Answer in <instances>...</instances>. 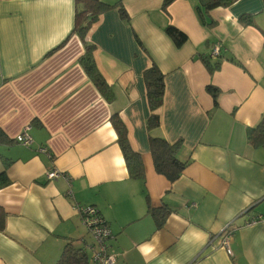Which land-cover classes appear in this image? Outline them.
I'll list each match as a JSON object with an SVG mask.
<instances>
[{
  "label": "crops",
  "instance_id": "obj_1",
  "mask_svg": "<svg viewBox=\"0 0 264 264\" xmlns=\"http://www.w3.org/2000/svg\"><path fill=\"white\" fill-rule=\"evenodd\" d=\"M102 1L126 12L105 10L85 35L109 102L78 62L74 0H0V172L8 179L0 264H55L66 243L89 256L94 236L78 214L87 205L111 232L115 264H264V145L246 136L264 118V0L213 8L204 24L198 0ZM167 25L187 40L177 46ZM203 58L217 68L209 72ZM152 64L164 95L159 125L148 130L143 72ZM208 84L218 88L216 103ZM113 113L142 177L126 167ZM26 126L29 145L15 140ZM149 136L179 143L187 165L175 181L154 169ZM50 169L63 175L48 180ZM148 207L168 210L161 225ZM227 224L231 255L219 242Z\"/></svg>",
  "mask_w": 264,
  "mask_h": 264
},
{
  "label": "trees",
  "instance_id": "obj_2",
  "mask_svg": "<svg viewBox=\"0 0 264 264\" xmlns=\"http://www.w3.org/2000/svg\"><path fill=\"white\" fill-rule=\"evenodd\" d=\"M75 14L72 32L76 33L83 44V53L80 55L78 62L82 66L84 72L95 85L100 94L109 102L113 99V92L110 85L106 82L103 75L98 70L94 57V44L85 40V35L92 25L98 19V16L105 10L117 7L120 15L126 17V12L120 1L115 3H107L102 0H74ZM172 0H164L163 6H167ZM236 0H198L195 6V12L199 20L204 24L207 12L216 7H226ZM166 34L179 46L183 44L187 37L186 35L174 27L167 25L165 27ZM209 72H213L217 68L218 63L203 58ZM143 79L145 82L146 96L150 114L146 121L148 130L154 129L159 125L158 107L161 105L164 95V75L155 64L144 70ZM207 91L212 95L214 103L217 102L218 88L212 84H208ZM112 126L117 134V142L123 153L126 167L130 175L142 177V161L137 152H135L127 138L126 127L117 113H113L110 117ZM247 141L251 145H264V118L252 128L247 129ZM5 139L0 131V141ZM179 143H169L163 137L149 136V150L153 162L154 169L159 174L165 176L170 182L175 181L181 174L187 161H182L177 157V149ZM8 179L5 171L0 172V188L7 185ZM148 213L154 218L156 225H161L165 216L168 214L167 209H151L148 207ZM5 212L0 208V230L3 229ZM94 243V242H93ZM92 243V244H93ZM91 244V245H92ZM90 245V246H91ZM89 256L83 248H76L69 243H66L60 256L55 264H88Z\"/></svg>",
  "mask_w": 264,
  "mask_h": 264
},
{
  "label": "built area",
  "instance_id": "obj_3",
  "mask_svg": "<svg viewBox=\"0 0 264 264\" xmlns=\"http://www.w3.org/2000/svg\"><path fill=\"white\" fill-rule=\"evenodd\" d=\"M221 47L219 43H214L211 46L210 56L217 57L220 55ZM29 126L15 136V140L21 144L29 145L31 143V136L28 133ZM39 151H46V148L39 147ZM46 178L48 180H54L63 175L61 171L57 169H50L46 171ZM78 214L83 223L86 224L92 235L94 236V243L90 246L89 259L95 264H115L116 256L110 253L107 248V239L110 238L111 232L106 225L104 218L100 215L98 210L92 206H82L78 208ZM232 226L227 224L220 232V245L231 255V249L229 247V239L232 236Z\"/></svg>",
  "mask_w": 264,
  "mask_h": 264
}]
</instances>
